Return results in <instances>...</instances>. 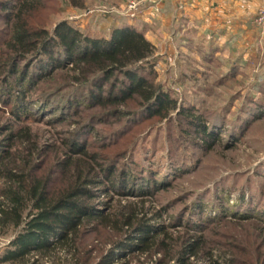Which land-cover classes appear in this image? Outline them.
Masks as SVG:
<instances>
[{
	"label": "rangeland",
	"instance_id": "374dc122",
	"mask_svg": "<svg viewBox=\"0 0 264 264\" xmlns=\"http://www.w3.org/2000/svg\"><path fill=\"white\" fill-rule=\"evenodd\" d=\"M10 1L0 0V143L25 155V144L8 135H31L27 146L36 147V173L52 172L54 188L63 183L57 169L66 154L80 156V148L100 154V183L88 187L96 194L93 202L113 209L145 202L151 214L161 213L151 224L165 226L173 237L168 252H125L111 264L128 259L130 264H180L183 247L197 237L199 253L187 264H230L237 253L248 263L264 264V74L250 60L258 50L264 57L257 13L239 28L244 34L230 30L236 44L225 52L222 24L206 34L202 27L187 26L175 34V17H163L172 11L170 0L42 1L35 19L43 27L53 31L68 21L92 37H109L131 18L129 3L139 2L131 19L145 24V35L157 48L152 69L139 74L172 100L167 110L156 112L159 97L149 104L137 94L112 102V93L127 88L123 74L102 86L99 78L82 83L71 65L54 68L47 57L20 61L18 73L7 71L1 61L14 11L1 6ZM114 234L103 227L87 233L83 247L93 250L91 262L110 248ZM13 235L12 227L0 231V258ZM32 254L29 264H51Z\"/></svg>",
	"mask_w": 264,
	"mask_h": 264
},
{
	"label": "trees",
	"instance_id": "16d2710c",
	"mask_svg": "<svg viewBox=\"0 0 264 264\" xmlns=\"http://www.w3.org/2000/svg\"><path fill=\"white\" fill-rule=\"evenodd\" d=\"M42 1L11 0L1 6L14 11L10 15L12 35L6 44V57L1 61L7 71L18 73L20 61L47 57L48 65L54 68L71 65L75 79L82 83L99 78L97 86H102L117 73L123 74L127 88L112 93L113 103L137 94L144 104L159 97L156 112L171 106L172 100L157 94L153 89L155 85L139 74L148 66L152 69L157 51L156 45L146 37L144 25L126 18L109 37L86 35L68 21L59 22L50 31L35 19ZM71 1L79 5L77 0ZM15 137L25 144L28 153L17 155L16 149L12 151L0 143L4 149L0 152V180L3 181L0 231L10 227L14 230L0 263L29 264L31 253H36V261L46 258L51 264H111L125 252H168L172 235L165 231V226L151 224V220L161 217L159 210L151 214L145 202L131 203L120 209L93 202L96 194L88 187L100 183V173L104 171V163L99 162L100 154L89 153L85 148L78 151L80 156L66 154L57 169L63 175V183L54 188L52 172L36 173L40 167L34 161L36 147L27 146L32 141L31 135L26 133L22 138L10 133L8 140ZM109 171L106 177L112 175ZM100 227L112 230L115 236L110 248L93 263V250L84 248L83 241L87 233ZM161 233L165 238H159ZM192 239L180 252V264H187L190 255L199 253L200 237ZM232 256L228 260L230 264H251L241 260L238 253ZM130 260L123 264H130ZM213 264L219 263L213 261Z\"/></svg>",
	"mask_w": 264,
	"mask_h": 264
},
{
	"label": "crops",
	"instance_id": "0c3cea01",
	"mask_svg": "<svg viewBox=\"0 0 264 264\" xmlns=\"http://www.w3.org/2000/svg\"><path fill=\"white\" fill-rule=\"evenodd\" d=\"M170 5H172V11L169 12L168 9L166 13L163 14L165 19H168L172 15L171 27L174 29L175 34H180L182 27H195V30H199L196 27H202L201 34H206L209 30L213 29V25L222 24L226 27L225 30L221 31L223 34V42H225V52L229 51L231 44L235 43L233 41L230 30L235 31L236 34L239 32L244 34L239 28L247 27L248 20H252L254 15L258 12L260 3L258 0H170ZM165 5H161L162 8ZM149 7V5L147 6ZM168 11V12H167ZM176 12V13H175ZM142 17V16H141ZM139 19H143V18ZM139 23H141L139 21ZM145 26V24H142ZM146 27V26H145ZM188 30V29H186ZM146 31V30H145ZM211 33V32H209ZM200 34V35H201ZM253 37V33L250 32ZM183 37V36H182ZM181 37V38H182ZM239 37V36H238ZM242 37V36H241ZM148 39L149 36H147ZM218 38V37H217ZM152 41V40H151ZM259 47V46H258ZM223 48V49H224ZM260 48V47H259ZM258 48V49H259ZM250 60L256 61V71L257 73L264 74V57L263 54L258 50L255 54H252ZM246 57L242 56L241 59ZM242 69H244L242 67ZM258 69V70H257ZM260 85L261 82L259 81ZM264 84V80H262Z\"/></svg>",
	"mask_w": 264,
	"mask_h": 264
},
{
	"label": "built area",
	"instance_id": "2783aa9c",
	"mask_svg": "<svg viewBox=\"0 0 264 264\" xmlns=\"http://www.w3.org/2000/svg\"><path fill=\"white\" fill-rule=\"evenodd\" d=\"M260 3L259 10L254 18V24L260 29L262 36L264 37V0H258ZM140 3L136 1H131L129 3V8H128V15L131 18H134L137 16V13L139 12L138 5Z\"/></svg>",
	"mask_w": 264,
	"mask_h": 264
}]
</instances>
